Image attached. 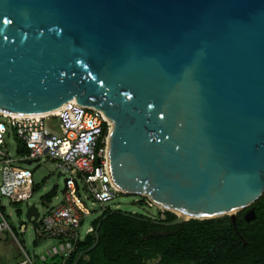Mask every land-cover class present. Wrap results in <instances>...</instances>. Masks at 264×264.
I'll list each match as a JSON object with an SVG mask.
<instances>
[{"label": "water", "instance_id": "water-1", "mask_svg": "<svg viewBox=\"0 0 264 264\" xmlns=\"http://www.w3.org/2000/svg\"><path fill=\"white\" fill-rule=\"evenodd\" d=\"M73 99L111 125L121 191L235 224L264 193V0H0V112Z\"/></svg>", "mask_w": 264, "mask_h": 264}, {"label": "built area", "instance_id": "built-area-1", "mask_svg": "<svg viewBox=\"0 0 264 264\" xmlns=\"http://www.w3.org/2000/svg\"><path fill=\"white\" fill-rule=\"evenodd\" d=\"M109 130V122L98 110L73 101L62 105L56 114L42 118L0 115V199L5 198L10 205L17 206L31 198L36 184L32 171L21 167L24 161L33 164L48 160L65 174L63 200L56 206L44 200V213L37 209V219L34 221L31 217L29 221L33 223L35 244L44 240L56 242L40 256L43 264H65L78 243L88 235L94 236L93 223L80 235L85 219L93 215L85 201L91 200L98 206L100 218L108 211L106 204L118 195H127L116 187L111 177ZM9 133L17 141L15 158H10L6 150ZM18 147L25 150L21 156L17 155ZM80 191L86 195L81 197ZM139 197L138 203L144 207L163 212L148 197ZM3 232L11 235L19 249L22 260L18 264H34L0 210V233Z\"/></svg>", "mask_w": 264, "mask_h": 264}, {"label": "trees", "instance_id": "trees-1", "mask_svg": "<svg viewBox=\"0 0 264 264\" xmlns=\"http://www.w3.org/2000/svg\"><path fill=\"white\" fill-rule=\"evenodd\" d=\"M24 153L18 147L17 155ZM251 209L255 219L248 223L244 215ZM175 219L169 211L149 217L108 210L93 222L94 231L98 226L96 247L86 252L95 241L93 234L86 236L65 264H73L80 253L77 264H264V193L236 214L235 224L224 216L162 225Z\"/></svg>", "mask_w": 264, "mask_h": 264}, {"label": "rangeland", "instance_id": "rangeland-1", "mask_svg": "<svg viewBox=\"0 0 264 264\" xmlns=\"http://www.w3.org/2000/svg\"><path fill=\"white\" fill-rule=\"evenodd\" d=\"M17 141L15 137L9 133L6 138V150L10 158L16 156ZM22 168L32 171L33 180L37 186L30 199L22 202L21 205L13 206L5 198L0 199V210L9 223L22 248L26 251L34 264H43L40 262V256L45 255L47 250L56 244L53 240H44L38 244L34 243L33 223L27 221L26 211L34 205L40 213H44V199L46 195L51 193L50 206H56L63 200L64 175L58 171L54 163L48 160H42L39 163H33L29 166H21ZM1 181V180H0ZM81 197L86 194L80 191ZM137 195H118L116 199L105 205L107 210L127 212L131 214L145 215L156 217L157 211L154 208L148 209L138 203ZM88 208L93 211V215L87 217L83 227L80 229V235L83 236L86 227L90 226L94 220L99 218L100 210L91 200L85 201ZM49 204V203H48ZM46 204L45 206H47ZM162 211H166L163 210ZM163 213V212H160ZM237 214V213H236ZM22 227V228H21ZM22 260L19 249L9 233H0V264H18ZM57 260V259H56ZM50 262V260H49Z\"/></svg>", "mask_w": 264, "mask_h": 264}, {"label": "bare ground", "instance_id": "bare-ground-1", "mask_svg": "<svg viewBox=\"0 0 264 264\" xmlns=\"http://www.w3.org/2000/svg\"><path fill=\"white\" fill-rule=\"evenodd\" d=\"M73 102H75V100L73 99L72 100ZM101 114H102V116H103V118L105 119V120H107L106 119V117H105V115L101 112V111H99ZM57 113V111L56 112H54V113H51V114H45V115H28V116H20V115H13V114H6V113H1L0 112V115H2V116H4V117H11V118H19V119H25V118H28V119H33V118H42V117H46V116H49V115H54V114H56ZM108 121V120H107ZM111 126V125H110ZM118 188V187H117ZM119 189V188H118ZM120 190V189H119ZM121 191V190H120ZM156 206L158 207V208H160V209H163V210H166V211H169V212H172V213H174V215H177V216H180V217H183L185 220H190L191 218H192V216H190V215H187V214H183V213H180V212H176V211H173V210H171V209H168V208H166V207H164V206H162V205H158V204H156Z\"/></svg>", "mask_w": 264, "mask_h": 264}]
</instances>
